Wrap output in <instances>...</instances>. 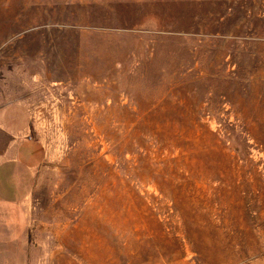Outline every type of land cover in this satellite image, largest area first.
Here are the masks:
<instances>
[{
    "label": "rangeland",
    "instance_id": "rangeland-1",
    "mask_svg": "<svg viewBox=\"0 0 264 264\" xmlns=\"http://www.w3.org/2000/svg\"><path fill=\"white\" fill-rule=\"evenodd\" d=\"M16 128L26 264H264V0H0Z\"/></svg>",
    "mask_w": 264,
    "mask_h": 264
},
{
    "label": "crops",
    "instance_id": "crops-1",
    "mask_svg": "<svg viewBox=\"0 0 264 264\" xmlns=\"http://www.w3.org/2000/svg\"><path fill=\"white\" fill-rule=\"evenodd\" d=\"M9 141L0 150V264H26L31 246L27 231L29 175L45 161L43 145L23 128L9 129Z\"/></svg>",
    "mask_w": 264,
    "mask_h": 264
}]
</instances>
